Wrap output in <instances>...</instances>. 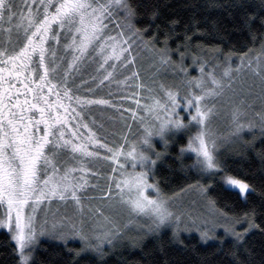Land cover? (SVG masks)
I'll list each match as a JSON object with an SVG mask.
<instances>
[{"label": "snow or ice", "instance_id": "snow-or-ice-1", "mask_svg": "<svg viewBox=\"0 0 264 264\" xmlns=\"http://www.w3.org/2000/svg\"><path fill=\"white\" fill-rule=\"evenodd\" d=\"M139 7L132 0H0V208L4 209L0 213V228L12 234L20 264H30L31 253L40 236H50L65 244L69 240H79L82 247L75 256L88 251L103 255V245L112 244L120 236L121 227L99 208L96 213L103 223L98 222L92 229H86L83 220L77 226L67 217L56 219L55 214L50 222L47 212L43 219L37 217V210L44 202L50 204L56 199L67 201L71 198L83 212L78 193L86 187L87 181L83 175L75 174L91 172L92 166L101 160L116 165L112 168L114 175L105 186L106 191L100 190L101 198L125 207L129 224L136 217H144L148 222L138 227L148 232L166 227H174L177 231L182 227L185 230L195 228L205 242L216 238L209 234L217 228H223L235 241H243L254 229L264 232V192L258 205L249 202L255 189L244 180L228 175L221 166L215 154L216 139L208 123L216 107L214 103L209 106L208 101L227 98L232 105L231 135L240 137L245 130L256 127L247 121V113L232 97L237 94L234 81L247 69L259 77L258 83L254 80L248 86V92L251 94L258 88V98H264V42L254 56L250 55L252 49L241 54L240 63L235 67L231 53L224 56L222 65L216 64L212 58H204L208 52L201 45L193 44L198 23L187 25L182 39L174 27L170 28L164 35L163 47H157L161 43L159 35L146 39L149 29L136 26ZM61 35L68 41L64 45V55H58L57 49L49 46L50 40L59 45ZM171 39H181V43L172 49L168 43ZM141 45L158 57L161 64L176 63L171 57L175 51L185 75L175 91L160 84L163 95L144 84L137 85L146 89L150 101L142 107L145 115L132 112V119L139 122V134L132 140L124 135L121 143L109 146L101 143L84 123L83 115L88 105H108L110 101L75 95L73 89L78 90V86L72 76L80 72L81 65L95 64L103 77L100 84L105 81L124 83L116 78V71L136 62L140 55L137 49ZM189 54L199 69V76H189L183 67ZM69 55L70 60L67 59ZM218 68L221 69L219 73ZM138 75L132 73L133 78ZM92 79L95 81L97 77ZM181 87L187 89L183 96H180ZM119 98L123 101L130 97L121 95ZM65 100L70 103L65 104ZM73 100L80 111L72 107ZM135 103L140 106L139 99ZM112 107L117 106L113 104ZM182 107L189 109L187 123L180 115ZM255 116L264 130V112H256ZM125 126L131 133V125ZM192 127L197 131L181 152L195 154L191 167L199 172L219 174L225 185L238 190L237 196L249 205L240 212L229 215L216 208L214 200H209L212 209L209 216L199 223L194 219L185 223L184 214L172 209L171 198L157 183L150 182L162 156L155 151L154 138L159 137L167 147L170 136L174 138L176 132H187ZM81 128L87 129L88 135L80 132ZM97 145L105 148L109 155L102 156L96 150ZM200 191L207 196V188L201 187ZM237 226L242 231H237ZM72 251L69 249L70 253Z\"/></svg>", "mask_w": 264, "mask_h": 264}, {"label": "trees", "instance_id": "trees-1", "mask_svg": "<svg viewBox=\"0 0 264 264\" xmlns=\"http://www.w3.org/2000/svg\"><path fill=\"white\" fill-rule=\"evenodd\" d=\"M132 2L140 6L136 26L149 29L145 34L146 39L158 34L161 43L157 47H163L164 35L170 28L174 27L175 33L182 39L185 27L193 23H198V34L193 37V44L201 45L208 53L220 56L231 53V57H238L249 49L252 52L259 50L264 42V0ZM173 21L178 23L173 25ZM188 34L192 35V31ZM181 39L169 40L170 48L175 49ZM173 54L177 53L173 51L171 57ZM187 57L192 56L189 54ZM185 144L184 133H175L174 138L170 136L167 147L163 142L159 144L161 150L158 151L162 156L150 181L157 183L169 198L199 183L201 178L191 167L193 158L181 153ZM235 150L223 153L217 159L228 175L244 180L255 189L248 199L250 203L258 205L264 192V133L249 135ZM205 185L208 189L207 199L214 200L216 208L229 215L249 206L237 196V191L221 184L219 175L206 177ZM257 223L260 221L257 220ZM127 238L120 237L118 242L103 248V255L83 252L80 256H75V252L81 248L77 242L65 244L44 239L35 248L30 264H264V232L259 229L250 231L243 241H219L217 238L213 242L203 243L195 234L176 238L169 230L152 236L143 235L135 240ZM69 249L73 250L72 253ZM0 264H19L15 244L3 231H0Z\"/></svg>", "mask_w": 264, "mask_h": 264}, {"label": "rangeland", "instance_id": "rangeland-1", "mask_svg": "<svg viewBox=\"0 0 264 264\" xmlns=\"http://www.w3.org/2000/svg\"><path fill=\"white\" fill-rule=\"evenodd\" d=\"M24 11L26 12L27 9H24ZM112 34L114 35L115 33L113 32ZM66 43H68V41L65 40L63 35H61L59 45L55 42V40H50L49 46L57 49L58 55H64V45ZM259 50L251 52L250 55L254 56ZM137 51L140 53V55L134 64L128 65L126 68H118L116 71V78L120 81H124V83L117 84L115 81L112 83L105 81L104 84H100V80L103 77L97 72L96 69L98 66L95 64L81 65L80 72L73 73L72 76V78L75 80V84L78 86V90L76 88L73 89L75 95L87 96L89 99L94 100L105 99L110 101L108 105H88L85 108L83 115L84 123H87L93 132L96 133L97 138L101 141V143L108 144L109 146H114L115 144L121 143V137L124 135H127L129 140H132L135 139L139 134V122L132 119V112L135 111L139 112L140 115H145V113L142 111V107L144 104L150 103V101L147 99L149 93L146 91V89L138 88L137 85L144 84L146 87H151L155 89L157 93L163 95L159 89L160 84H164L166 87L172 88V90L175 91L177 86L180 85L181 79L185 75L184 72L181 71L178 54H173L174 56H172V61L176 63L161 64L159 58L154 57L150 51L143 47V45H141ZM217 57L218 59H216ZM239 57L240 56L231 57L233 67L240 63ZM204 58H212L213 63L221 65L224 61V56H220L217 53H208V56H205ZM67 59L70 60L71 56L69 55ZM183 67L187 69V73L191 77H196L200 74L198 67L193 64L192 57L186 56L183 61ZM38 70L42 71V69ZM207 70L209 69L206 68V71ZM220 71L221 69L218 68L217 72L219 73ZM133 72H137L139 74L138 78L132 77ZM94 76L97 77L95 81L92 79ZM126 77L128 78L127 80H125ZM254 80L258 83L259 77H256L252 72L245 69L238 74L237 80L234 81V88L236 89L237 94L232 97L233 101L236 104H239L242 110L247 113V121H251L252 123L256 124V127L252 128L251 130H245L240 137H237V139L231 135L232 105L228 102L227 98L208 101L209 106H211L213 103L216 104V107L213 110V115L208 122L209 128L214 133V138L216 139V158H219V156H221L223 153L230 152L235 149V151H237V147H240L245 138H247L249 135L253 133H258L260 135L264 133V130L259 127L258 118L255 116L256 112H264V98H258V88L251 94L248 92V86L251 85ZM89 89H91V91H89ZM186 92L187 89L182 87L180 88V96L185 95ZM133 93H136V95H133ZM121 95H125L130 98L121 101L119 98ZM229 95L231 96L232 94L229 93ZM53 99H55V97H53ZM137 99L140 100V106H137L135 103ZM64 103L68 104L70 102L65 100ZM181 103L183 104V101H181ZM71 104L72 107L76 108L77 111H80L74 100L71 101ZM113 104H115L117 107H112ZM191 111L194 112V109ZM188 113V108L182 107L180 109V115L184 117L185 123L190 120ZM149 121L151 122V117H149ZM71 123L74 125L75 121H71ZM126 124L131 125V133L125 126ZM196 131L197 129L192 127L190 131L187 132L183 130L176 132L185 134L186 144L184 148L187 147L189 138L195 135ZM80 132L88 135V130L85 128H81ZM160 141L161 140L159 137L154 138L153 143L155 151L161 150L159 144H161L162 141ZM96 150H98L102 156L109 155L105 148L99 147L98 145L96 146ZM182 154H187L192 157L194 163V153L185 151ZM113 167H116L113 162L101 160L92 166L91 172L75 174L77 176L83 175L84 180L87 181L86 187L81 190L80 193H78L81 195L83 212L80 211L78 206L71 200V198H69L67 201H59L56 199L50 204L48 202H44L40 206V208L37 210L38 219H43L45 212H47L50 222L53 218V214H55L56 219L67 217L76 222L77 226H79V222L83 220L84 227L86 229H92L97 225L98 222L103 223L102 218H100L99 214L96 213V209L99 208L105 216H109L122 229L120 236L113 240L112 244L118 242L117 240L120 239V237H122V239L125 238V240L128 239L127 237H129V239L135 240L140 239L143 235L152 236L159 233L160 231L165 230H169L176 238L180 235L195 234L203 243L213 242L217 238L219 241L235 240L232 236L226 235L223 228H217L214 230V232H210V237L216 238H210L207 240V242H205L201 239L200 233L195 228H189L185 230L182 227L179 231H177L174 227H166L155 232H148L146 229L138 227L139 224H145L148 222L147 218L144 217H136L134 222L129 224V216L125 207H122L120 204L112 201L106 202V197L104 199L101 198L103 194L100 190L103 188L106 191L105 186L107 183H109V178L114 175L112 172ZM196 172L200 174L201 177L199 179V183L192 184L195 187H189L171 198L172 209L177 213L184 214L183 218L185 223H187L190 219H194L197 221V223H199L201 219L209 216V214L212 212V209L209 205V200L207 199V196H205L200 191V188H206V177L219 174L199 172L197 169ZM219 180L225 188L231 189L223 183L221 175H219ZM207 182L208 181H206V183ZM231 190L238 192L236 189ZM149 192L151 193L152 190L149 189ZM152 194L154 195V193ZM3 211L4 209L0 208V213ZM124 225H127V227H124ZM107 227H111V225H107ZM0 231L6 232L9 235L17 249L16 243L12 239V234L4 228H0ZM237 231H242V228L237 226ZM44 239L64 243L63 241L54 239L50 236L38 237L39 242ZM70 241L77 242L82 247V244L79 240H69L68 242ZM38 244L34 246V250ZM112 244L106 243L103 245V248ZM34 250L32 251L31 255L33 254ZM88 252L96 253L94 251Z\"/></svg>", "mask_w": 264, "mask_h": 264}, {"label": "flooded vegetation", "instance_id": "flooded-vegetation-1", "mask_svg": "<svg viewBox=\"0 0 264 264\" xmlns=\"http://www.w3.org/2000/svg\"><path fill=\"white\" fill-rule=\"evenodd\" d=\"M61 111H62V109H61Z\"/></svg>", "mask_w": 264, "mask_h": 264}]
</instances>
